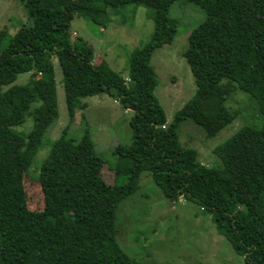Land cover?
<instances>
[{
  "label": "trees",
  "instance_id": "16d2710c",
  "mask_svg": "<svg viewBox=\"0 0 264 264\" xmlns=\"http://www.w3.org/2000/svg\"><path fill=\"white\" fill-rule=\"evenodd\" d=\"M82 1L102 10L106 24L107 8L136 4ZM175 1L157 0L152 33L132 55L127 79L103 60L93 63V47L72 38L61 0L41 9L37 0H19L28 23L13 34L0 28V264H141L118 244L114 222L118 203L138 187L142 172L152 176L165 197H183L210 214L242 264H264V125L243 126L215 145L219 168L202 164L197 150L181 146L178 138L185 119L210 135L228 124L233 115L225 103L235 90L264 117V0H183L204 13L184 50L198 82L166 123L154 95L157 78L150 59L176 34L177 21L169 15ZM55 56L68 63L76 84L66 99L69 122L77 109L87 107L86 97L99 94L132 112L131 141L119 146L111 185L102 178L105 161L87 129L77 138L65 128L54 139L14 129L40 101L36 78L52 72ZM26 72V83H14ZM44 145L48 153L37 174L44 204L33 211L27 207L23 173ZM118 176L126 178L125 184H116ZM243 184L248 201L239 198Z\"/></svg>",
  "mask_w": 264,
  "mask_h": 264
},
{
  "label": "rangeland",
  "instance_id": "374dc122",
  "mask_svg": "<svg viewBox=\"0 0 264 264\" xmlns=\"http://www.w3.org/2000/svg\"><path fill=\"white\" fill-rule=\"evenodd\" d=\"M56 1L37 0V7L41 9ZM61 1L67 30L72 38L78 36L93 47V63L100 64L103 60V64L127 79L132 55L152 33L151 17L157 0H136V4L118 9L109 7L107 24L102 10L87 6L82 0ZM169 15L177 21L176 34L170 43L155 49L150 59L157 78L154 95L163 108L166 123L197 88L198 80L184 56V50L190 31L204 18L201 8L183 0L172 4ZM24 23H28L27 13L19 0H0V28L4 27L13 34ZM53 62L52 72L36 78L40 101L32 104L31 113L14 129L24 135L41 133L51 139L58 137L65 128L68 135L76 134L77 138L87 129L96 151L105 161L102 178L111 185L119 146L128 145L131 141L129 118L132 112L121 107L113 97L99 94L86 97L87 107L77 109L69 122L66 99L76 84L65 60L55 56ZM28 78V72L21 73L14 83H26ZM251 101L240 90L229 95L225 105L233 119L214 135L206 134L191 119L183 120L178 125L181 146L196 149L202 164L221 167L220 159L213 153L215 145L243 126L259 128L264 125V117ZM7 111L4 108V112ZM47 153L48 147L44 145L23 173L27 207L33 211L43 209V192L37 174ZM125 182L124 176H118L117 185ZM239 198L241 201L250 199L247 185L239 187ZM114 224L120 247L141 264L243 263V257L218 231L210 214L183 197L176 200L165 197L148 172L140 174L138 187L118 203Z\"/></svg>",
  "mask_w": 264,
  "mask_h": 264
}]
</instances>
